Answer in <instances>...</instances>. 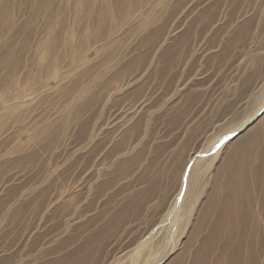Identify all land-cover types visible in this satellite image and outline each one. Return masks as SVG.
I'll return each instance as SVG.
<instances>
[{"label":"rangeland","instance_id":"374dc122","mask_svg":"<svg viewBox=\"0 0 264 264\" xmlns=\"http://www.w3.org/2000/svg\"><path fill=\"white\" fill-rule=\"evenodd\" d=\"M263 13L0 0V264H264Z\"/></svg>","mask_w":264,"mask_h":264},{"label":"bare ground","instance_id":"6f19581e","mask_svg":"<svg viewBox=\"0 0 264 264\" xmlns=\"http://www.w3.org/2000/svg\"><path fill=\"white\" fill-rule=\"evenodd\" d=\"M261 23L262 25H264V13L261 18ZM263 128H264V122L262 123L258 131L250 134L249 138H257ZM233 196H235L233 193L228 192L225 195H223L222 200L220 202L213 203V206L217 207L218 211L220 212L219 213L220 224L215 230H223L224 227L222 226L223 225L222 222L227 219L233 220V225L230 226L233 229L237 227L235 225V220L238 221L240 217L246 215L244 204L242 202H240L239 204L235 203L234 200L231 198ZM232 256H235L234 252Z\"/></svg>","mask_w":264,"mask_h":264}]
</instances>
